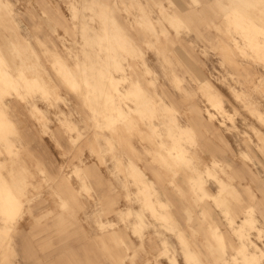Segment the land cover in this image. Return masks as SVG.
Segmentation results:
<instances>
[{
    "label": "clouds",
    "instance_id": "obj_1",
    "mask_svg": "<svg viewBox=\"0 0 264 264\" xmlns=\"http://www.w3.org/2000/svg\"><path fill=\"white\" fill-rule=\"evenodd\" d=\"M0 264H264V0H0Z\"/></svg>",
    "mask_w": 264,
    "mask_h": 264
}]
</instances>
